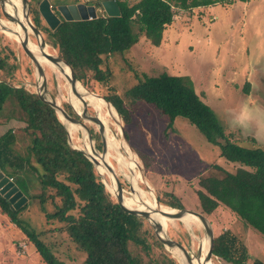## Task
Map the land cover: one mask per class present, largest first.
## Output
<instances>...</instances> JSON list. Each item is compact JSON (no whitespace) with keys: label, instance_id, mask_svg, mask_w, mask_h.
Instances as JSON below:
<instances>
[{"label":"rangeland","instance_id":"1","mask_svg":"<svg viewBox=\"0 0 264 264\" xmlns=\"http://www.w3.org/2000/svg\"><path fill=\"white\" fill-rule=\"evenodd\" d=\"M31 1L38 9L42 0ZM102 1L104 0H48L59 18L57 12L59 5L85 3L99 7ZM127 1L129 4L136 2ZM26 3L30 19L28 0ZM1 7L3 6L0 4V20L4 21V24L0 25V48L9 54V62L15 65L9 77L10 81L14 86H23L37 95L45 94L61 107L64 102L71 105L67 94L68 82L48 62L41 64L46 78V91L42 90V79L38 76L34 64L14 36L8 34L11 33L8 31L15 26V22L10 24L7 21ZM173 12L172 21L165 26L157 46L141 35L137 26L133 27L134 32H138V41L129 51L109 59L111 77L107 86H100L90 79H87L86 86L80 81L79 83L86 91L100 97L106 92L107 87L113 86L116 92L121 94L129 109L132 120L128 125L123 124L116 112L115 116L106 115L104 111L101 113L107 135L114 142L121 141L123 144V147L122 144L116 147L112 145V148L108 149V158L115 175L122 183L124 196L131 198L132 195L142 193V197L149 200L151 196L148 194L151 193L156 199L157 195L169 199L164 193H171L179 199L184 209L197 211L198 200L195 194V189L198 188L197 177L214 163L226 168H231V164H226L219 158L217 146L208 143L188 119L177 117L171 126L168 119L151 106L130 103L122 94L134 85V72L186 76L200 99L213 110L235 143L248 147L257 144L264 148V0H224L217 4L191 9L175 7ZM61 18L63 19L62 16ZM41 19L42 24L47 26L42 17ZM39 31L45 40L46 33L40 29ZM28 36L33 44H39L30 31ZM47 51L58 55L56 49L48 44ZM109 105L111 106L110 103ZM87 114L93 116L94 110L88 107ZM20 124L10 123L0 127V131L12 126L16 131ZM85 124L91 133L92 145L100 151L101 148H96L94 136L99 134L98 126L92 121H85ZM120 126L126 130L127 141L121 136ZM68 141L74 149L82 150L84 153L85 150L91 151V144L82 126L73 131ZM19 143L13 149L0 148V170L10 177L23 195L30 196L39 190L36 179L28 172L25 161L17 157L25 154V145ZM121 158L126 164L130 161L136 162L134 171L126 168L123 162H120ZM131 171L134 174H130ZM136 175L137 177L133 178ZM99 177L105 182L106 190L115 198L109 190L111 183L107 174L102 173ZM114 186L117 188L116 183ZM130 186L133 187L134 194L131 193ZM137 186L140 187L139 192ZM58 202L59 200L55 199V203ZM42 208L47 212H53L52 200L48 198L42 207L37 200H33L32 203L30 200L27 207L19 213V218L35 231L43 232L40 235L42 241L66 264H80L85 257L84 252L77 249L65 234L53 232L55 228H63V225L55 221L48 223ZM204 217L214 236L225 229L230 230L246 246L249 261L259 259L264 262V238L233 212L219 205L214 212ZM7 218L9 219L8 216ZM153 219L157 220L154 217ZM10 222V219L8 221L0 217V264H44L21 230ZM165 222L166 237L181 243L193 258L200 241L204 238L200 222L192 220L189 226L178 220ZM144 224L155 234L153 223L148 218H145ZM176 251L177 248L164 245L161 251L154 249V254L166 253L176 264H182L181 256ZM211 264L229 263L212 255Z\"/></svg>","mask_w":264,"mask_h":264},{"label":"trees","instance_id":"2","mask_svg":"<svg viewBox=\"0 0 264 264\" xmlns=\"http://www.w3.org/2000/svg\"><path fill=\"white\" fill-rule=\"evenodd\" d=\"M114 1L119 16L97 15L94 19L78 21L60 17V24L51 30L42 24L35 3L28 0L32 23L46 33V44L56 49L85 86L87 79L100 86L108 85L109 59L129 51L138 41L134 26L157 46L165 26L172 21L173 8L204 7L224 0H136L133 4L127 0ZM14 68L9 54L0 48V127L21 123L16 131L12 126L0 133V148L13 149L19 142L25 145V154L17 157L25 161L39 192L26 196V203L17 210H12L8 200L0 195V212L21 230L44 264L66 263L42 241L43 232L20 220L19 213L30 200L31 203L37 200L42 207L48 198L54 204V211L42 208L44 217L48 223L62 224L63 228H55L53 232L65 234L84 252L80 264H176L166 253L154 254V249L161 251L164 244L145 226V217L128 215L121 209L106 190L97 168L81 150L70 145L55 110L34 91L13 85L9 77ZM134 77V85L122 94L125 99L151 106L171 126L177 117L188 119L208 143L217 146L219 158L231 164V168H226L214 163L197 177V211L208 216L222 205L264 238V148L235 143L213 110L200 99L188 77L150 75L144 71L134 72ZM116 91L113 86L107 87L101 97L111 104L123 124L128 125L132 120L129 109ZM62 107L77 118L68 103H62ZM124 134L127 139L126 130ZM94 136L96 148L100 149L99 134ZM164 196L169 199L157 195L159 203L183 208L173 194L164 193ZM55 199L59 202L55 203ZM212 254L229 264H264L259 259L249 261L246 246L228 229L214 236Z\"/></svg>","mask_w":264,"mask_h":264},{"label":"water","instance_id":"3","mask_svg":"<svg viewBox=\"0 0 264 264\" xmlns=\"http://www.w3.org/2000/svg\"><path fill=\"white\" fill-rule=\"evenodd\" d=\"M5 1H6L7 5H9L11 10L13 11V8L11 7V1L10 0H5ZM23 1L25 3V7H24V12H25L24 15L25 16L24 17H25V20L27 23L26 24L27 28L24 25H22V30H23L24 36L21 37L20 39L14 37L15 40L20 44L23 52L26 54V56L34 64L38 76L41 77V79H42L41 88L44 92L46 91V78H45V75L43 72V68H42L38 59H43L46 62L52 64L57 70L61 71L60 64H63L68 69L69 75H64L65 80L69 84V90L72 92L74 99L81 106V112L78 113V111H76V109H74L73 106L70 105L72 107V110L74 111V113L77 116V118H74L71 115H69L55 100L48 99L45 96V94L39 93L38 96L40 97V99L43 102L50 105L55 110L58 117L60 115L66 121H68L70 123L78 124V125L82 126V128H84V130L86 131V134H87V138L91 144V146H90L91 147V153L90 154H85L84 152L83 153L93 163L95 169H96V166L101 165L104 167V169L108 173H110V175H112L114 183L117 184V188H116L115 193L112 190H111V193L115 196L116 202L119 204L121 209L126 214L141 216V217H145V218H148V216H150V215L151 216L159 215L161 217L166 218L167 220H178V221L182 222L183 224H186V223H184V220L187 217L194 216L198 220V222H200V224L203 227V231H204L203 241L204 240L209 241L208 250L203 255L201 252L202 241L199 243L196 255L192 258V256H190V254L188 253V251L186 250V248L182 244H180L176 241H173L169 238H168L169 242H167L164 238H162L158 233V229H159L158 224L159 223L156 222V220H153V226L155 229V234H156L157 238L165 246H169L168 243H173L176 247H178L182 251V253L185 255L186 260L188 261L189 264H194V260H196V262L199 264L211 263V256L213 255L212 254V247H213L214 235H213L212 228H210V226L208 225V222H207V220L203 214H201L200 212L194 211V210H189V209H184V208L167 207L168 210H164L162 208L163 205H161L158 202V200L156 199V196H154L155 207H153V208L145 207L146 209L139 210L137 208L126 206V204L124 202L125 196L123 194L124 188L122 186V183L120 182V180L115 175L112 167H110V165L106 161L107 160V154H108V140H107V136H106V129H105L104 123L102 122L101 118L99 117L98 112L92 106L91 102L87 100L86 95L84 97V95L80 94L78 92V90L76 89V83H79V81L76 79L74 72H73L72 68L70 67V65L60 56L54 55V54L47 51V44H46L44 38L41 36L40 31L34 26V24L29 19L28 7H27L26 0H23ZM1 11H2L3 15L7 18V21L10 24L15 22L13 13H11L10 10L6 11V9L1 7ZM38 11H39L40 16L43 18V20L45 21V23L47 24V26L51 30H54L60 24V22H61L60 18L58 15H56L53 12L51 5L49 4L48 0H42L39 3ZM57 12L66 21H78V20L94 19L98 15L97 13H99L100 15H102L104 13L106 16H109V17H114V16L120 15L118 5L116 4V2L114 0H104L99 4V7H96L94 5H86L85 3H76V4L74 3V4H68V5H59L57 7ZM13 27H15V26H13ZM13 27H11V31H8V32H11V34L17 35L18 33L15 32V29ZM28 28H29V31L35 36L37 43H39L37 45V52H34L29 47L30 42H29V36H28ZM17 36H19V35H17ZM38 39H39V42H38ZM90 93H92V92H90ZM92 94H94V93H92ZM94 95L97 98L102 99L106 104L109 105V103L106 102L102 97H100L96 94H94ZM88 107H91L94 110L93 116L87 114V108ZM85 121H92L93 123H95L98 126V131H99V134L101 137V150L100 151L96 150L94 148V146L92 145V142H93L92 136H91V133L89 131V128L85 124ZM66 132H67V136L70 137V134L68 133L67 130H66ZM120 133H121V136L124 139V141H127L125 138V134H124V130H123L122 126H120ZM98 174L100 175V173H98ZM102 183L105 185L104 181ZM136 189L139 192L140 187L137 186ZM130 191L132 194H134V192H135L132 186H130ZM0 195L8 200L9 205H10L12 210H17L27 201V197L25 195H23V193L19 190V188L10 179V177L3 174V172L1 170H0ZM136 197H137L138 201L142 202V204H143V200L140 197V193L136 194Z\"/></svg>","mask_w":264,"mask_h":264},{"label":"bare ground","instance_id":"4","mask_svg":"<svg viewBox=\"0 0 264 264\" xmlns=\"http://www.w3.org/2000/svg\"><path fill=\"white\" fill-rule=\"evenodd\" d=\"M11 1V7L13 8V11L11 10V8L9 7V5H7L6 1L5 0H0V4L5 7L6 10H10L11 13H13V16H14V19H15V27H13L15 29V32H17L19 36H17L16 34H11V33H8L10 36H14L16 38H21L24 36L23 34V30H22V25H24L26 28H27V23H26V20H25V15H24V7H25V3L23 0H10ZM4 21L0 20V25L1 24H4L3 23ZM6 24V23H5ZM4 26V25H3ZM28 32H29V28H28ZM30 44H29V47L34 51V52H37V45L33 44L30 40H29ZM40 64L42 63H47L45 60L43 59H38ZM48 64V63H47ZM51 67H53L52 65H50ZM55 68V67H53ZM60 68H61V71L60 70H57L55 68V70H57L58 72H60V74L65 78L64 75H69V72H68V69L63 65V64H60ZM37 88V87H36ZM76 89L78 90V92L80 94H83L84 97L86 95L87 97V100L91 102L92 106L94 107V109L98 112V115L99 117L101 118V113L102 111L105 112L106 115H109V116H115V110L112 109V106L106 104L102 99L100 98H97L94 94L88 92L85 90V88L80 84V83H76ZM68 101L70 102V104L73 106L74 109H76V111H78V113L81 112V107H79V104L78 102L74 99L73 97V94L70 90H68ZM59 118L61 120V122L64 124L66 130L68 131V133L70 134V136L73 134V131H75L77 128L80 129V126L78 124H74V123H70L68 121H66L64 118H62L60 115H59ZM102 120V119H101ZM116 121V120H114ZM102 122L104 123V120H102ZM119 123V122H118ZM105 124V123H104ZM117 127V125H116ZM98 129V128H97ZM83 130V129H82ZM110 131V130H109ZM113 134V133H112ZM106 136H107V140H108V149L112 148L111 146L114 145L115 147L118 145L120 146V144H122V142H114L111 137L109 135H107L106 133ZM124 143V142H123ZM85 146V145H84ZM122 147H123V144H122ZM125 147V146H124ZM113 150V149H112ZM117 151V150H115ZM124 151V150H123ZM130 151V150H129ZM121 152V151H120ZM85 153L86 154H90L91 151L89 150H85ZM108 155L107 154V162L108 164L110 165V162H109V158H108ZM121 157V156H120ZM111 158V157H110ZM121 162H123L122 164H124V166L130 170H133L134 168V163L136 162H124V160L121 158ZM111 167V165H110ZM98 172L102 175V173H106L107 174V177L109 179V181L111 182L110 186H109V189L110 191L112 190L114 193L116 192V187L114 186V181H113V178H112V175H110V173H108L103 166L99 165V166H96ZM129 171V170H128ZM134 171V170H133ZM131 171L130 174H134V172ZM137 172V170H136ZM123 173V172H122ZM136 176H133V178H136ZM147 181V180H146ZM130 183V182H128ZM137 184V183H136ZM135 185V184H134ZM150 199L148 200L147 198L145 199L144 197H142V193H140V197L142 198L143 200V204L142 202L138 201L137 197L132 195L131 198H127V197H124V202L126 204V206L128 207H133V208H137L139 210H144L146 209L145 207H150V208H153L155 207V202L153 200L154 196L150 193L148 194ZM162 208L164 210H168L166 206H162ZM156 218L157 221L159 224V229H158V233L159 235L164 238L167 242H169L168 238L166 237L165 233H164V229H165V221L167 220L166 218L164 217H161L159 215H154V216H148V219L150 220L151 223H153V219ZM197 220L194 216H190V217H187L185 220H184V223H186L185 225L189 226L190 225V222H192ZM198 221V220H197ZM202 241V248H201V252H202V255L205 254L208 250V243L209 241ZM200 241V242H201ZM168 245L170 247H174V248H177V250L179 251H176L180 256H181V261H182V264H189L188 261L186 260V257L182 254V251L176 247L173 243H168ZM182 257H183V260H182ZM180 259V258H179ZM194 264H199L196 262V260H194ZM207 264H211V263H207Z\"/></svg>","mask_w":264,"mask_h":264},{"label":"crops","instance_id":"5","mask_svg":"<svg viewBox=\"0 0 264 264\" xmlns=\"http://www.w3.org/2000/svg\"><path fill=\"white\" fill-rule=\"evenodd\" d=\"M3 132V131H2ZM0 133H1V131H0ZM28 199V198H27ZM1 214H0V217L2 218V217H4V218H6L8 221H9V219L7 218V216H6V214H4V213H2V212H0ZM10 224L11 225H13V226H15L12 222H10ZM16 227V226H15ZM24 235V234H23ZM25 236V235H24ZM21 244V243H20ZM19 244V245H20ZM21 249V248H20Z\"/></svg>","mask_w":264,"mask_h":264},{"label":"flooded vegetation","instance_id":"6","mask_svg":"<svg viewBox=\"0 0 264 264\" xmlns=\"http://www.w3.org/2000/svg\"><path fill=\"white\" fill-rule=\"evenodd\" d=\"M76 4V3H75ZM86 5H89V4H86ZM61 17V16H60Z\"/></svg>","mask_w":264,"mask_h":264},{"label":"clouds","instance_id":"7","mask_svg":"<svg viewBox=\"0 0 264 264\" xmlns=\"http://www.w3.org/2000/svg\"><path fill=\"white\" fill-rule=\"evenodd\" d=\"M102 15H104V14H102Z\"/></svg>","mask_w":264,"mask_h":264}]
</instances>
